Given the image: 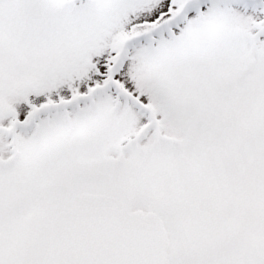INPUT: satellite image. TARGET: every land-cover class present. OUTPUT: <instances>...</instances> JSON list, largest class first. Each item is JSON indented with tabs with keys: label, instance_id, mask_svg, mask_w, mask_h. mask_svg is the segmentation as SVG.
Returning a JSON list of instances; mask_svg holds the SVG:
<instances>
[{
	"label": "snow or ice",
	"instance_id": "1",
	"mask_svg": "<svg viewBox=\"0 0 264 264\" xmlns=\"http://www.w3.org/2000/svg\"><path fill=\"white\" fill-rule=\"evenodd\" d=\"M0 264H264V0H0Z\"/></svg>",
	"mask_w": 264,
	"mask_h": 264
}]
</instances>
